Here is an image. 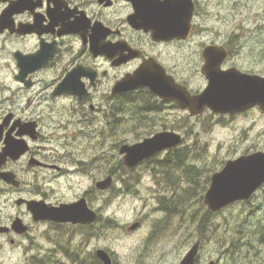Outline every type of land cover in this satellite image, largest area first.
I'll return each mask as SVG.
<instances>
[{
  "label": "flooded vegetation",
  "instance_id": "obj_1",
  "mask_svg": "<svg viewBox=\"0 0 264 264\" xmlns=\"http://www.w3.org/2000/svg\"><path fill=\"white\" fill-rule=\"evenodd\" d=\"M216 7L212 0H0V18L5 14L7 18L6 28L0 30V240L14 250L37 224L87 228L90 234L101 231V227H111V217L103 211L109 206L112 191L119 195L139 193L146 178L155 180L162 196L173 193L174 149L185 140L130 168L119 153L124 144L175 131L173 128L163 124L160 130L142 134L136 141H122L117 144L118 155L112 156V137L125 132L126 127L135 124L147 129L159 125L151 114L174 108L188 117L210 118L214 124L249 111L258 110L264 116L258 106L223 114L205 108L191 116L188 109L173 100L159 98L147 87L122 90L118 85L144 64H152L166 82L174 81L192 95L199 94L208 83L202 73L208 47L214 49L216 56L221 55L222 71L235 68L264 76L232 62L238 49L235 31L222 39L223 33L209 30L207 20L221 18ZM209 33L216 38L205 39ZM153 119L155 124L150 123ZM179 126L187 128L186 124ZM7 145L12 146L14 153L2 156ZM205 148L207 152L208 147ZM257 151L260 150L243 155ZM226 161H221L219 170ZM219 170L214 168L209 182L202 183L203 196L212 174ZM76 175L88 178L90 183L75 197L62 199L49 194L54 193V184L60 178ZM107 178L111 179L109 186L99 189L97 183ZM259 191L264 192V183L253 194ZM80 199L96 214L93 222L36 221L27 204L42 201L49 207H58ZM190 211L189 208L187 212ZM197 215L199 222H193L191 215L182 222L189 239L190 226L195 227L193 243L200 242V252L207 223L204 214ZM17 219L22 229L26 227L24 232L13 226ZM173 221L162 218L156 225L168 233ZM134 223H138L135 229L141 227V222ZM98 249L105 250L115 264L105 248L92 251L93 258ZM42 257L44 264L57 263L52 262V254ZM49 258L51 261H47Z\"/></svg>",
  "mask_w": 264,
  "mask_h": 264
},
{
  "label": "rangeland",
  "instance_id": "obj_2",
  "mask_svg": "<svg viewBox=\"0 0 264 264\" xmlns=\"http://www.w3.org/2000/svg\"><path fill=\"white\" fill-rule=\"evenodd\" d=\"M212 1L221 18L208 19L207 27L213 34L223 33L222 39L235 31L238 49L232 58L234 65L264 73V0ZM213 34L209 33L205 39L216 38ZM151 116L159 125L147 129L126 127L125 132L112 137V156L118 155L117 144L125 140L127 143L136 141L142 134L160 130L163 124L175 131L180 130L188 145L199 141L208 147L197 160L203 171L201 178L206 177V168L217 167L219 170L221 161L246 152L264 151V116L258 110L236 115L230 120L225 118L215 124L210 118L188 117L182 110L174 108ZM154 119L151 124H155ZM177 122L186 124L187 128L177 127ZM186 143L181 144L182 147ZM95 173L98 176L99 171ZM89 183L88 178L80 175L62 177L54 184V193L49 194L71 199ZM156 187L155 180L146 178L139 193L119 195L112 191L109 206L103 211L111 217V227H101L102 230L94 234H90L87 228L37 224L14 250L1 239L0 264H29L32 258H41L45 254H52V262L56 261V264H101L91 256L97 248L109 251L115 264H178L196 240V230L190 226L189 239L185 223L174 218L171 231L162 232L156 223L162 218L166 220L158 204V199L164 196ZM199 201L193 199L189 208L195 213H204L203 198ZM136 221L141 222V227L129 231L130 225ZM210 261L215 264H264V192L253 194L245 202L230 204L211 217L197 264Z\"/></svg>",
  "mask_w": 264,
  "mask_h": 264
},
{
  "label": "water",
  "instance_id": "obj_3",
  "mask_svg": "<svg viewBox=\"0 0 264 264\" xmlns=\"http://www.w3.org/2000/svg\"><path fill=\"white\" fill-rule=\"evenodd\" d=\"M0 30L6 28V14L0 18ZM206 64L202 67L208 83L199 94L192 95L184 86L174 81L166 82L159 74V70L152 64H144L134 75L121 80L118 85L122 90L147 87L152 93L164 100H173L181 108L188 109L191 116L210 108L214 113H233L258 106L264 111V76L249 74L231 68L220 69L221 55L216 56L214 49H205ZM212 55V56H210ZM161 76V77H160ZM182 142V136L175 131L160 132L141 142L120 147L119 153L124 157V164L133 167L143 159ZM11 145L4 148L2 156L13 155ZM9 181V177H5ZM110 178L98 182L99 189H106ZM264 183V151L242 155L227 160L223 168L211 176L210 185L204 195L203 202L210 211H219L234 202L248 200L252 194ZM28 209L33 219L51 220L54 222H71L73 224H87L96 219L86 205L84 199L74 203H64L58 207H49L44 202L29 201ZM138 223H133L129 229L133 230ZM13 226L18 232H24L21 221L15 220ZM200 242L196 241L182 257L178 264H195ZM102 264H113L110 255L103 249L96 251ZM208 264H215L210 261Z\"/></svg>",
  "mask_w": 264,
  "mask_h": 264
},
{
  "label": "trees",
  "instance_id": "obj_4",
  "mask_svg": "<svg viewBox=\"0 0 264 264\" xmlns=\"http://www.w3.org/2000/svg\"><path fill=\"white\" fill-rule=\"evenodd\" d=\"M134 106L136 107L138 105L134 104ZM135 126L136 125L133 124L132 128H134ZM176 126L180 127L179 122H177ZM205 146L201 145L199 141H197L194 143V145L186 144L183 147L182 145H179L174 149L176 159V188L173 193H169L164 197H160L158 199L159 208H161V210L165 212L166 219L174 220V218H178L181 219V221H184L188 215H191V219L193 222L195 220L197 222L201 220L197 215L200 213H195L194 210L190 211V213L187 211L193 199L200 200L199 203L201 202V199L203 198V187L201 190V185L203 182H209L210 172L214 171V169L206 168L208 173H206L205 178H201L203 171L198 165L197 160H199L198 158L205 154ZM180 181H182V183ZM202 214H204V216L206 217L205 222L207 223L208 228L210 219L214 215V213L209 211L208 209H205V212ZM94 260L99 262L97 257H94ZM47 261H51V258L47 259ZM44 263L45 260L42 256L41 258L34 257L29 262V264Z\"/></svg>",
  "mask_w": 264,
  "mask_h": 264
},
{
  "label": "bare ground",
  "instance_id": "obj_5",
  "mask_svg": "<svg viewBox=\"0 0 264 264\" xmlns=\"http://www.w3.org/2000/svg\"><path fill=\"white\" fill-rule=\"evenodd\" d=\"M199 252V251H198Z\"/></svg>",
  "mask_w": 264,
  "mask_h": 264
}]
</instances>
